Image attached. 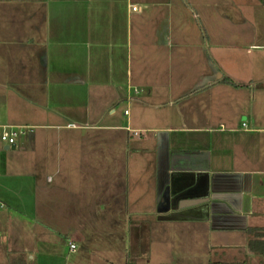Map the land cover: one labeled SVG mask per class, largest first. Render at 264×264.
Wrapping results in <instances>:
<instances>
[{
	"label": "crops",
	"instance_id": "crops-1",
	"mask_svg": "<svg viewBox=\"0 0 264 264\" xmlns=\"http://www.w3.org/2000/svg\"><path fill=\"white\" fill-rule=\"evenodd\" d=\"M261 51V0H0V264H264Z\"/></svg>",
	"mask_w": 264,
	"mask_h": 264
},
{
	"label": "rangeland",
	"instance_id": "rangeland-1",
	"mask_svg": "<svg viewBox=\"0 0 264 264\" xmlns=\"http://www.w3.org/2000/svg\"><path fill=\"white\" fill-rule=\"evenodd\" d=\"M138 48H141L143 49V47H137L135 45H130V48H129V54H130V59L132 61V65H136L137 62L144 57V54H140L137 52V49ZM140 52H144V49ZM257 55V58H256V62H255V65L256 66H259V65H262L264 64V52H260ZM264 72V70H263ZM133 79H135V77L133 76ZM141 84H131V86L129 87L128 91L130 92V97H135V99H137L135 102L137 103V107L138 108H144L147 110L146 106L148 104H144L143 101H141V99L145 96V93L147 91V89H142L141 88ZM255 86V85H254ZM135 103V104H136ZM124 107H127V106H124ZM124 107L122 109V112L124 110ZM130 109V113L131 115H135L136 112L134 110H132L131 107H129ZM149 110V109H148ZM171 109H161L162 112L164 113H169ZM176 112V111H174ZM93 113H96V117L99 118L100 115H99V112L98 111H93ZM121 116H123L121 114ZM150 116V115H149ZM137 118H138V121H140V117L139 115H137ZM152 121V120H150ZM36 131L38 132V129L37 128H34L32 129V131L30 132H27L26 134H19L18 137H17V144H18V147L16 150L15 153H18L20 154L22 157L24 155V152L20 150V145L22 143H24V141L26 139H28V136L30 135H33L34 133H36ZM89 133H94V131H91L89 130ZM140 133H137V135H139ZM147 134V133H146ZM28 135V136H26ZM26 138V139H25ZM12 151V150H11ZM57 224L59 225L60 224V221H57ZM157 224L155 226V230L156 232H153L152 233V237H153V244H152V247H151V251L146 255V256H139L138 257V260H137V263H133V264H171L170 263V256L169 254H172L173 256L176 257V261L173 263V264H199L196 260V258L193 257V255H178V254H175V253H178L179 252V248L177 246V244L175 243L174 244V248L169 245V240H163V234H162V230H160L159 226H158V223H155ZM157 231H159L160 233V239L159 241H156L155 240V235L157 233ZM175 235H174V239H175ZM163 241V242H162ZM167 244V245H164V244ZM184 258V260L182 259Z\"/></svg>",
	"mask_w": 264,
	"mask_h": 264
},
{
	"label": "built area",
	"instance_id": "built-area-1",
	"mask_svg": "<svg viewBox=\"0 0 264 264\" xmlns=\"http://www.w3.org/2000/svg\"><path fill=\"white\" fill-rule=\"evenodd\" d=\"M133 9H137V6H133ZM128 111H126L127 113ZM33 127L31 126H20V125H11V124H0V142L4 145L11 147L17 145V137L19 134H26L27 132L32 131ZM72 249L75 248L74 243H70Z\"/></svg>",
	"mask_w": 264,
	"mask_h": 264
},
{
	"label": "trees",
	"instance_id": "trees-1",
	"mask_svg": "<svg viewBox=\"0 0 264 264\" xmlns=\"http://www.w3.org/2000/svg\"><path fill=\"white\" fill-rule=\"evenodd\" d=\"M261 2L264 4V0H261ZM251 232V231H250ZM256 231H254L255 233ZM253 233V234H254ZM252 243V242H251ZM209 264H241L239 262H225V261H210Z\"/></svg>",
	"mask_w": 264,
	"mask_h": 264
},
{
	"label": "water",
	"instance_id": "water-1",
	"mask_svg": "<svg viewBox=\"0 0 264 264\" xmlns=\"http://www.w3.org/2000/svg\"><path fill=\"white\" fill-rule=\"evenodd\" d=\"M6 148H7V149H15V148H16V145H13V146H11V147L6 146Z\"/></svg>",
	"mask_w": 264,
	"mask_h": 264
}]
</instances>
